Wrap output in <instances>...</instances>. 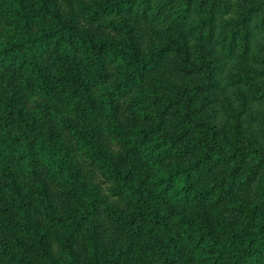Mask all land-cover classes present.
I'll return each instance as SVG.
<instances>
[{
	"label": "trees",
	"instance_id": "1",
	"mask_svg": "<svg viewBox=\"0 0 264 264\" xmlns=\"http://www.w3.org/2000/svg\"><path fill=\"white\" fill-rule=\"evenodd\" d=\"M150 5V0H0V264H119L100 248L93 229L84 230L108 200L78 169L76 153L125 201L127 212L113 214L116 222L133 235L155 237L157 264L171 262L181 245L198 264H264V181L259 201L234 229L183 212L174 216L163 206L166 193L184 205L201 164L210 158L231 161L236 148L222 152L209 145L202 157L150 179L110 147L117 99H130L135 83L159 57L171 53L183 70L211 75L207 60L190 62L176 43L144 52L135 46L121 12L135 7L146 13ZM78 19H104L120 39L91 38L80 31ZM188 112L182 111L186 118ZM125 142L128 151L139 145V139ZM140 144L141 162L155 165L166 156L165 149Z\"/></svg>",
	"mask_w": 264,
	"mask_h": 264
},
{
	"label": "rangeland",
	"instance_id": "2",
	"mask_svg": "<svg viewBox=\"0 0 264 264\" xmlns=\"http://www.w3.org/2000/svg\"><path fill=\"white\" fill-rule=\"evenodd\" d=\"M150 1V12L135 7L121 12L135 46L144 52L176 43L190 62L207 60L211 75L183 70L171 53L159 57L135 83L131 98L117 99L116 133L107 134L110 147L150 179L165 174V168L202 157L209 145L222 152L236 148L239 154L231 161L210 158L201 164L190 179L184 205H176L167 193L163 197V206L174 216L183 212L234 229L259 201L264 181V0ZM78 27L91 38L120 39L104 19H78ZM183 110H189L187 118ZM126 139H139L136 150H127ZM140 143L154 145L160 153L165 149L166 156L155 165L141 162ZM73 159L108 200L84 230L93 229L100 248L116 255L119 264H157L155 237L133 235L118 224L113 214H126L125 201L112 195L88 158L76 153ZM84 235L76 246L79 257L84 255ZM49 247L55 249L53 240ZM168 264L198 262L191 249L181 245Z\"/></svg>",
	"mask_w": 264,
	"mask_h": 264
}]
</instances>
